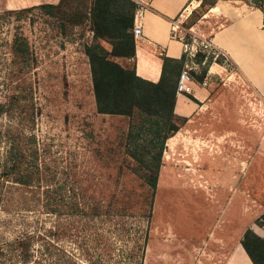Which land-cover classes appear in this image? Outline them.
Wrapping results in <instances>:
<instances>
[{"label": "rangeland", "instance_id": "374dc122", "mask_svg": "<svg viewBox=\"0 0 264 264\" xmlns=\"http://www.w3.org/2000/svg\"><path fill=\"white\" fill-rule=\"evenodd\" d=\"M213 1L206 0L204 8ZM201 3L194 0L191 6L197 5L200 11ZM218 3V9L211 8L191 26L194 9L175 20L178 36L185 43L200 46L228 73L214 78L217 86L212 92L213 102L171 137V145L166 143L150 220L132 208L102 225L97 223L94 229L99 227L109 234L131 233L129 240L101 242L92 239L96 231L82 215L72 217L65 209L60 214H46L41 207L15 209L22 192L16 191L8 202H3L1 195L0 236L5 233L4 239L24 232L19 224L24 219L20 211L26 213L27 221L23 222L32 232L44 234L58 221L78 229L76 235L68 234V229L65 234L70 237L63 241L54 242L51 237L48 251L41 247V241L36 242V262L31 264H65L67 256L75 255L80 264H89L80 255L87 252L95 258L103 257L104 264H224L247 229L264 237V227L256 225L264 214V101L216 37L232 18L256 6L251 0ZM76 5L73 2L68 12ZM4 12H0V103L13 97L15 105L13 110L6 107L4 115L0 113V165L9 146L7 130L12 129L13 134L27 130L44 150L42 158L49 163L50 176H56L48 179L53 183L49 195L54 198L66 194L73 185L81 189V198L87 199H107L119 194L114 192L136 187L135 177L118 178L107 167L112 166L107 151L116 153L123 148L119 142L129 129V120L97 112L91 66L85 54V46L93 41L90 24L70 27L65 34L58 18L41 10L21 16ZM16 39L29 43L23 65L13 64L12 44ZM191 66L193 77L200 68ZM14 71L18 77L12 83L9 73ZM99 151L105 152L103 158ZM65 184L68 187L59 190ZM102 189L108 191L103 193ZM27 192L30 199L42 193L36 197L34 192ZM38 218L42 220L36 222ZM74 235L80 238L78 242L71 238Z\"/></svg>", "mask_w": 264, "mask_h": 264}, {"label": "trees", "instance_id": "16d2710c", "mask_svg": "<svg viewBox=\"0 0 264 264\" xmlns=\"http://www.w3.org/2000/svg\"><path fill=\"white\" fill-rule=\"evenodd\" d=\"M251 1L264 12V0ZM73 2L77 4L76 8L68 12ZM218 2L219 0L209 2V8H204L206 0H202L199 6L201 10L193 11L189 25H193L208 10L216 7ZM37 9L46 15L57 17L61 32L65 34L70 27L80 26L86 22L90 24L93 41L85 46V54L91 66L97 112L109 116H122L129 120V129L119 142L123 148L116 153L113 150L107 151L111 159L110 164L113 166L107 167L111 172L115 171L118 178L135 177L138 184L133 189H124L123 193L122 190L114 192L119 194L110 195L107 199L96 196L81 198L79 194L81 189L79 190L76 185L66 190L70 195L62 193L54 198L49 195L50 185L52 186L53 183H48V179L53 180L56 176H50L49 163L42 158L44 150L38 148L37 138L27 130H19L13 134V130L10 129L6 132L9 146L0 165V196L4 197L3 202H8L11 196L17 194L16 191L22 192L21 198L14 203L15 209L19 207L20 210L21 208L27 210L31 207L28 209L31 210L41 207L46 214H60L65 209L72 217L82 215L86 223H91L92 231H96L92 232L93 240L101 242H110L111 239L129 240L131 233H125L124 236V232H116L118 233L116 236L113 233L109 234L110 231L107 230L100 231L99 227L94 229V226L97 223L102 225L103 222L123 215L132 208H137L140 216H148L150 220L167 140L188 122L187 118L175 114L177 83L187 63V55L185 54L181 59L164 56L162 77L157 83L137 75L134 26L138 4L135 0H61L56 5L44 4L21 10H7L4 13L9 16H21ZM12 53L13 64L23 65L29 55L28 41L16 39L12 44ZM193 61L200 68V72H193V77L202 83L213 63V56L200 51ZM9 75L11 82L14 83L18 72L14 71ZM9 101L0 103L2 115L8 110L6 107H12L13 110L14 98L11 97ZM99 153L101 158L105 156V152L99 151ZM63 187L68 185L59 186V190ZM27 191L34 192L36 197L40 191L42 193L39 198L34 196L30 199ZM107 191L108 189L101 190L103 193ZM113 211L118 213L113 214ZM20 214L24 219L19 224L24 228V232L10 240L4 239L2 236L5 233H1L0 264L34 263L36 259L33 253L36 242L41 241V247H45L48 251L46 246L52 242L51 237L54 242L63 241L66 236L70 237L72 232L75 234L74 232L78 231L74 224L76 228L65 227V224L58 221L53 222L48 229L44 227V234L32 232L27 229V222H23L27 221L26 213L20 211ZM40 220L42 219L38 218L36 222ZM256 225L264 227V214L257 220ZM68 229L71 230L68 232L70 235H66ZM75 235L71 238L78 242L80 238ZM146 244L147 240L144 236V246ZM241 244L253 264H264V237L249 228L244 233ZM2 250L6 251L5 255ZM80 255H83L82 257L89 261V264H104L103 257L95 258L88 252ZM63 256L66 257L65 254ZM67 260L68 263L65 264H80L79 256L76 255L72 258L67 256Z\"/></svg>", "mask_w": 264, "mask_h": 264}, {"label": "crops", "instance_id": "0c3cea01", "mask_svg": "<svg viewBox=\"0 0 264 264\" xmlns=\"http://www.w3.org/2000/svg\"><path fill=\"white\" fill-rule=\"evenodd\" d=\"M60 2L61 0H0V12L44 4L56 5ZM142 2L145 6L141 19L143 35L136 39V72L139 77L157 83L163 73V57L181 59L185 55L186 43L173 37L175 20L187 10L191 13L197 5L191 6L194 0H142ZM218 8L219 4L211 11ZM239 14L232 18L216 37L221 41V49L234 59L235 65L249 86L264 101V12L254 7L246 14ZM186 65H192L189 58ZM225 72L228 73L225 66L213 63L202 83L194 81L192 94H177L175 114L188 120L200 115L205 107L213 102L212 92L217 86L214 78H223ZM172 138L168 140L167 145L172 144ZM224 264L253 262L240 242L235 247L234 254L225 260Z\"/></svg>", "mask_w": 264, "mask_h": 264}, {"label": "built area", "instance_id": "2783aa9c", "mask_svg": "<svg viewBox=\"0 0 264 264\" xmlns=\"http://www.w3.org/2000/svg\"><path fill=\"white\" fill-rule=\"evenodd\" d=\"M138 4V9L135 14V26H134V36L136 39H139L143 35V24H142V16L145 10L144 3L142 0H135ZM179 26L176 23L173 24V37L177 39L183 40L180 36H178ZM193 44V43H192ZM185 44V54L191 60L192 65H194L195 69L199 66L194 63V58L197 53L204 50L200 46H196L195 44ZM210 47V46H209ZM191 70H193V66L186 65L183 71L181 72L178 83H177V94H192L193 93V83L194 78L191 75Z\"/></svg>", "mask_w": 264, "mask_h": 264}]
</instances>
